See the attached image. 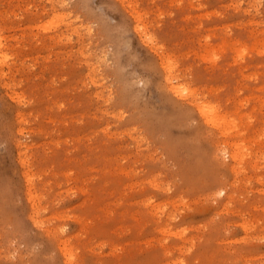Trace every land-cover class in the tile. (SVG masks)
I'll use <instances>...</instances> for the list:
<instances>
[{
	"label": "rangeland",
	"instance_id": "374dc122",
	"mask_svg": "<svg viewBox=\"0 0 264 264\" xmlns=\"http://www.w3.org/2000/svg\"><path fill=\"white\" fill-rule=\"evenodd\" d=\"M0 42V264H264V0H0Z\"/></svg>",
	"mask_w": 264,
	"mask_h": 264
},
{
	"label": "bare ground",
	"instance_id": "6f19581e",
	"mask_svg": "<svg viewBox=\"0 0 264 264\" xmlns=\"http://www.w3.org/2000/svg\"><path fill=\"white\" fill-rule=\"evenodd\" d=\"M138 16V15H137ZM134 17H136L135 15H134ZM139 18V17H138ZM139 20V19H138ZM135 28L138 30V32H139V34L141 35V34H143V35H145V38L147 37V38H150L149 36H147L146 35V31L144 30V28L145 27H143V26H141L140 25V23H138L137 22V25L135 26ZM144 37V36H143ZM59 38V37H58ZM148 40V39H147ZM1 43V42H0ZM211 48V46L209 47V51H208V48H207V52L209 53L210 52V49ZM212 51V50H211ZM215 51V50H214ZM1 54H2V52H0ZM0 54V55H1ZM0 58H1V56H0ZM3 58V57H2ZM164 60V57L162 58V61ZM0 61H2L1 59H0ZM164 63V62H163ZM2 64V63H1ZM172 64V63H171ZM2 66V65H1ZM174 68H176V65H175V67ZM164 69H165V75H164V80H165V82H167L166 83V86L169 88V89H171V90H173V91H175V93L174 94H176V92L178 93V95H180V93H181V95H180V98L181 97H184V96H182L183 94H182V92H184V91H187L189 88H187L186 86H183V85H178V84H170L169 82H172L171 81V79L174 77H178V75H176L175 73H173L172 71V67H171V65H170V62H169V60H166V63H165V65H164ZM178 69V68H177ZM175 72V71H174ZM177 72V71H176ZM94 74V73H93ZM93 76V75H92ZM179 78V77H178ZM97 81V80H96ZM99 82V81H98ZM181 86H183L184 87V89L185 90H182L183 89V87H181ZM178 89H180V90H182V92L180 91L179 92V90ZM187 89V90H186ZM178 90V91H177ZM189 90H191V91H189ZM188 91V93H189V95H191V98L189 99V101L192 103V105L194 106V108H195V110L197 111V113H198V115L200 116V117H202L203 119L202 120H204L205 121V123L207 124L208 123V125L209 124H211L213 127H216L218 130V133L220 132V134H222L223 136H225L226 135V138H225V141H224V143L226 144V146L230 149V152H229V157L231 158V159H233V161L235 162L236 160H238L239 159V157L241 156V153H243V152H245V150L247 149V148H249L250 149V143H248L247 141V143L249 144H247L246 142H245V140H244V138L243 137H241L242 135L244 136V132H239V123H232V122H230V120H228V118H227V115L224 113V112H222V111H220L219 109H218V106L216 105V103H213L214 102V99L213 100H211L212 102H210V99L207 101V100H203V99H200V97H199V95L200 94H198V96H196L195 95V92L194 91H192L193 89H189ZM196 91V90H195ZM191 92H193V94L191 93ZM186 93V92H185ZM187 95V94H186ZM186 97V96H185ZM236 97V96H235ZM202 98H204V97H202ZM242 98V97H241ZM244 98H246V96L245 97H243V99ZM241 100V99H240ZM261 100V99H260ZM235 101V100H234ZM236 101H238V100H236ZM240 102H242V101H240ZM239 105H240V103H238ZM237 105V104H236ZM241 105H242V103H241ZM240 105V106H241ZM235 107V106H234ZM233 110H235V109H233ZM237 111H239V110H237ZM234 113H236V112H234ZM236 132V136H235V139L236 140H233V138L231 139L230 138V140L228 139L229 137H228V135H229V132ZM257 133V132H256ZM259 133L260 132H258V136H259ZM241 134V135H240ZM240 137H239V136ZM261 135V134H260ZM257 136V135H256ZM256 137V139L257 138H259V137ZM262 136V135H261ZM228 137V138H227ZM238 139H237V138ZM245 137V136H244ZM253 138V137H252ZM228 139V141H226ZM246 139V138H245ZM249 139V141L250 142H252V140H250V138H248ZM248 139H246V140H248ZM262 139V138H261ZM258 141H262V140H259V139H257ZM256 140V141H257ZM255 144H257L256 142H255ZM259 145H261V144H259ZM67 250V249H66ZM65 250V251H66ZM67 252V251H66ZM65 252V253H66ZM67 254V253H66ZM69 251H68V255H66L67 257L66 258H68L69 259ZM70 255H72V254H70ZM72 257V256H71ZM70 257V258H71ZM73 259V258H72ZM72 259H71V261H72ZM69 261H70V259H69Z\"/></svg>",
	"mask_w": 264,
	"mask_h": 264
}]
</instances>
